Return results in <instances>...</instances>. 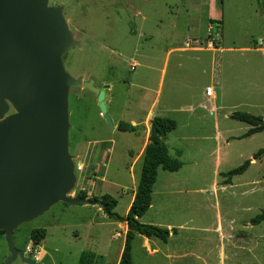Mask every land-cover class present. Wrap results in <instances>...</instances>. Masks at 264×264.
<instances>
[{"label": "rangeland", "instance_id": "obj_1", "mask_svg": "<svg viewBox=\"0 0 264 264\" xmlns=\"http://www.w3.org/2000/svg\"><path fill=\"white\" fill-rule=\"evenodd\" d=\"M48 4L62 7L78 42L62 57L66 71L76 79L91 76L95 85L118 80L108 109L113 118L122 113L143 119L159 86L155 116L171 118L177 125L167 135L166 144L170 156L182 167L177 172L158 170L152 205L139 219L167 228L169 241L165 244L136 236L133 264H219L218 224L224 235L242 234L248 242L231 252L227 243L226 255L231 259L224 264H264V221L250 222L264 211V154L243 172L227 176L264 149V130L242 137L249 125L230 117L242 111L264 119V51L255 50L264 47V0H49ZM209 13L219 19L220 26L212 23L208 31ZM189 36L201 38L198 44L203 47L210 41L222 48L214 62L210 52L173 51L165 63L166 50ZM132 59L138 63L134 71L129 65ZM211 80L222 94L221 100L219 94L213 95L215 101L220 100L216 103L217 128L225 138L220 141L215 136L214 116L208 111L210 104L197 105L203 101L201 89ZM189 105L193 111L180 109ZM99 111L94 93L69 89L68 150L76 175L69 194L84 191L91 199L108 194L117 201L113 211L125 216L140 179V151L145 142L139 148L133 146L132 155L118 143L98 171L87 166V141L118 138ZM90 207L63 202L52 205L14 229L15 247L24 250L31 242L30 232L43 228L47 236L40 245L52 258L40 261L44 264H79L83 251L102 255L94 264H118L127 224L125 228V221L118 223L104 210L94 212L97 208ZM40 245L36 250H41ZM170 251L180 253L171 259ZM181 252L189 256L181 259ZM8 256L5 238L0 235V264ZM10 264L25 263L17 258Z\"/></svg>", "mask_w": 264, "mask_h": 264}, {"label": "water", "instance_id": "obj_2", "mask_svg": "<svg viewBox=\"0 0 264 264\" xmlns=\"http://www.w3.org/2000/svg\"><path fill=\"white\" fill-rule=\"evenodd\" d=\"M48 1L0 0V229L9 252L5 264L17 258L39 264L15 247L13 232L52 205L106 207L101 199L69 194L76 181L68 150L70 88L95 94L108 129L128 151L132 144L142 145L146 133L115 126L106 107V86L66 71L62 57L78 42L62 7Z\"/></svg>", "mask_w": 264, "mask_h": 264}, {"label": "trees", "instance_id": "obj_3", "mask_svg": "<svg viewBox=\"0 0 264 264\" xmlns=\"http://www.w3.org/2000/svg\"><path fill=\"white\" fill-rule=\"evenodd\" d=\"M230 117L250 126L242 137H247L264 130V119L260 116H255L247 112L235 111ZM119 128L134 129V127L126 123H120ZM175 128L176 122L168 117L155 116L150 121V140L153 142L145 146L140 179L135 190L134 198L125 216H121L113 211L117 204L116 199L108 194L101 196V200L106 206L105 209H103L105 214L116 221H125L127 224L123 249L118 264H133L132 242L136 234L143 235L149 239L157 238L163 242H166L169 237L168 229L141 223L139 219L147 212L151 205L153 186L157 179L158 170L177 172L182 167V163L177 158L170 156L165 140L166 136ZM129 153L132 155V151H129ZM176 154L179 155L180 151H176ZM263 154L264 149H260L252 158L258 159ZM248 165L249 163L230 171L227 173V176L243 172ZM224 183H229V179L225 180ZM77 197L86 198V192H78ZM262 221H264V211L250 220L253 225L259 224ZM0 235H3V230L1 229ZM45 235V229H33L30 232L29 238L34 244L39 245L45 238ZM99 259L100 257H97L95 253L83 251L79 257V264H94Z\"/></svg>", "mask_w": 264, "mask_h": 264}, {"label": "crops", "instance_id": "obj_4", "mask_svg": "<svg viewBox=\"0 0 264 264\" xmlns=\"http://www.w3.org/2000/svg\"><path fill=\"white\" fill-rule=\"evenodd\" d=\"M196 1H199V0H193L194 3ZM212 1L215 2L216 0H212ZM187 14H188V12H187ZM206 17H207V21H208V27H207L208 31L211 29V24L212 23L217 25V26H220L219 19L215 18L214 16H211L210 13ZM200 41H202V39L197 37V36H191V37L189 36L182 42L181 45H179V44L178 45H172L171 47H169L166 50L165 63L167 61L168 55H170L173 51L210 52L211 53V57H212V62H214L215 55L222 48L219 47V45L218 46H212V43L210 41H209V46L203 47V45L198 44V43H200ZM255 50H263L264 51V47H255ZM129 65L131 67H133L132 71H134L136 69V67L138 66V63L134 59H132L131 62L129 63ZM163 72H164V67L162 68L160 79H163V77H162L163 76ZM81 79L88 80V79H93V77L87 75L85 77H82ZM99 83L106 86L105 95L108 97V101L106 102V107H107V111H108V113H109L114 125L119 127L120 123H126V124L131 125L132 127H134L133 130H136L137 132H139L140 130H144L146 132L145 133V137H144V142H145V146H146L147 141L150 139V121L152 120L153 117H155L156 109H157L158 104H159L158 95H159V92H160L159 91L160 87L158 86V89L156 91L155 97L153 98L152 102L150 103V105L148 107V110H147L146 114L144 115L143 119L142 118L137 119L134 116H125L122 113H120L119 115L117 114L116 118H113L112 114L109 112L108 109H109L110 104L113 102V94H114L113 91H114L115 84L118 83V80L101 81ZM123 83L128 84L129 87H131L133 85L132 82L124 81ZM212 83H213V80H211V84H208V85H206L205 87H203L201 89L200 93H201V95L203 97V101L201 102V104H197V105L199 107L204 108V106H206V104H210L208 106L209 107L208 111H209V113L211 115L214 116V126H216L215 127V136L217 137V140L220 141L221 138H223L224 135L217 128V122H218L217 111H218V107L216 106V103H219V101L222 98V94L215 90V87H214V85ZM207 87H212L213 88V91H212L210 96L206 95V93H205ZM214 94H219L220 95V100L219 101H215V98L213 97ZM193 108L194 107L192 105H189L188 107H184L183 106L180 109H186V110L189 109V111H193ZM249 128H250V126H249ZM166 138H167V136H166ZM166 138H165V140H166ZM223 139L225 140V138H223ZM229 139H231V138L226 139V141L229 140ZM144 142H143V144H144ZM118 143L121 144L120 140L118 138L116 139V137H112V136L111 137L110 136H106V137L104 136V137H102L100 139L87 141L88 148H87L86 154H85V161L87 162V166H93L94 170L98 171L99 168L101 167V165L103 164V161L108 159V154L111 153L114 150V148L116 147V145ZM133 146H137L138 147L140 145L132 144V150H133ZM145 146L140 151L141 156H143ZM255 162H256V159L251 158L250 161H249V165L251 163H255ZM87 169H89V168H87ZM82 182L86 183V182H88V180H86V181L83 180ZM94 186H92V189H94ZM94 190H96V189H94ZM86 195H87V193H86ZM134 195H135V190H134V192H132L131 200H130V203L128 205L127 211H128V209H129V207L131 205V202H132V200L134 198ZM83 205H86V204H83ZM151 205H152V201H151ZM87 206H92V207H90V210H93L91 208H97V209H95L94 212H100V211L103 210L101 207H99L97 205H87ZM83 208H86V207H83ZM216 208H217L218 217H219V219L221 221V214L219 212V209H218L217 205H216ZM124 223H125V228H126V222H124ZM215 230H216V233L218 234V240H219L218 241V246H217V255H218L219 264H224L226 259H229V258L231 259V256H229V255L227 256L226 255L227 243H228V247L231 248L230 252L232 250L236 249L237 247H239L240 245H243V247L248 245V242L245 241L246 236H243L242 234H238V233L234 232L232 234L224 235V233L222 232L221 224H218ZM45 231H46V235H45V237H46L47 236V230H45ZM123 233H125V231H123ZM138 235H140V234H136V236H138ZM136 236H135V238H136ZM140 236H142L147 241L151 240V239H157V238H150L149 239V238H146L143 235H140ZM45 239L46 238H44V240ZM44 240H42V241H44ZM167 241H169V239H167ZM167 241L166 242L162 241V242L166 244ZM123 244L124 243H122V245L120 247V250H119V253L117 255V257L119 259H120V255H121V252H122V249H123ZM40 248H41V250L39 251V256L41 257V261L42 260L44 261L47 256L50 257V260H51L52 258H51L50 251L48 252V250L43 248V245L42 246L40 245ZM250 252H251V250H250ZM176 253H180V252H177V251H172L171 252L170 251L168 256H171L170 258L174 259L176 257V256H174V254H176ZM180 255H181L180 258L184 259V258L189 256V253L188 252H181ZM96 256L97 257H102V255H100V254H96ZM234 257L235 256H233V258ZM132 259H133V257H132ZM40 263H42V262H40ZM42 264H44V262ZM204 264H208V263L205 262Z\"/></svg>", "mask_w": 264, "mask_h": 264}, {"label": "built area", "instance_id": "obj_5", "mask_svg": "<svg viewBox=\"0 0 264 264\" xmlns=\"http://www.w3.org/2000/svg\"><path fill=\"white\" fill-rule=\"evenodd\" d=\"M212 43V42H211ZM212 91H213V88L212 87H207L206 88V91H205V93H206V95H211V93H212ZM79 167V166H78ZM80 168V167H79ZM78 168V169H79ZM38 245H36V244H34L32 241L30 242V244L29 245H26L25 246V248H24V250H23V252H24V255L25 256H27V257H29V258H31V259H33L34 261H37L38 263L41 261V258H40V256H39V251L38 250H36V247H37Z\"/></svg>", "mask_w": 264, "mask_h": 264}]
</instances>
